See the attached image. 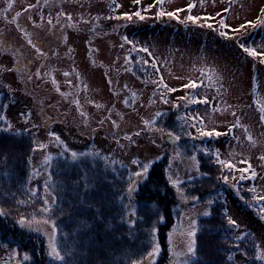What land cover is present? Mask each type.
<instances>
[{
	"label": "rangeland",
	"instance_id": "rangeland-1",
	"mask_svg": "<svg viewBox=\"0 0 264 264\" xmlns=\"http://www.w3.org/2000/svg\"><path fill=\"white\" fill-rule=\"evenodd\" d=\"M153 2L141 0L137 5L133 0H56L51 6H38L24 13L19 18V25L27 32L35 33L31 39L44 53L39 56L28 44V37L16 24L9 23L17 12L37 4V0H0V95L6 94L8 98L5 118L12 130L28 128L34 139V148L40 144L47 145L32 153L28 188L31 190L38 183L42 186L47 183L49 191L45 193L42 190V197L48 199L50 206L55 205L56 199L54 204L51 203L55 198L51 190L58 185L55 178L58 179L60 174L56 169L65 171L64 164L77 171L83 168V178L90 171L98 170L111 180L125 184L122 217L124 221L133 222L135 197L147 175L135 176L134 173L141 168L131 161L135 159L141 164L151 162L152 166L162 160L165 162L167 181L172 191H176L200 178V165L191 157L195 155L192 147L198 149L202 144L214 153L218 152L221 159L235 164L237 169L250 164L257 172L255 181L239 182V186L245 187L246 191L241 189L238 195L237 189L232 187L236 180L231 178L209 200L222 202L225 212L236 221L238 227L231 231L232 236L236 238L250 232L257 252L264 255V219L260 218L259 205L251 198L254 194L248 191L250 186L255 185V195H264V161L259 159L264 155V124L260 122L258 111L260 106H264V65L259 64L258 58L248 57L238 46L239 42H243L264 51V26L242 29L240 33L229 32L234 39L225 40L216 31L200 27L203 20L197 25L180 22L189 14L216 16L224 8H229L227 13H223L226 23L233 28L239 27L261 15L259 10L264 7V0H232L231 3L230 0H206L203 6L199 0H165V11L185 9L189 3L195 5L190 13L181 11L179 20L167 16L157 19V7L144 12L143 9ZM117 4L120 7L117 8ZM137 10H141L146 19L141 21L133 17L132 21H126L111 18ZM60 12L71 15L72 19L59 17L58 24L57 14ZM28 15H31L32 21L26 19ZM49 18L54 27L47 25ZM209 22L219 27L215 21ZM34 24H43L44 27L37 28ZM70 24L75 26L61 27ZM124 37L133 41L137 48H148L151 57L145 52H130L131 45L124 43ZM89 42L95 51H89ZM121 44L124 46L121 47ZM129 55L133 63L126 62L125 57ZM153 58L159 72L151 67L144 69L143 65L135 63L137 59H147L151 64ZM129 68L132 71H127ZM37 71L40 78L36 77ZM65 72L69 76L65 77ZM140 73H145L147 77ZM202 73L207 75L202 77ZM29 75L32 79H28ZM161 77L168 87L178 89L165 93V98L170 101L167 104L160 99L163 89L158 91L157 85L152 83L158 82ZM189 80H203L206 86L197 89V95L207 96L209 105L185 107L184 102L178 99L190 91L182 89ZM173 104L180 106L174 108ZM97 105L103 107L98 108ZM157 112L163 115L157 118ZM166 113L179 120L176 125L178 132L175 133L181 137L179 141L170 140L166 135L168 130L162 123ZM197 114L203 118L205 130L215 128L227 133L237 118L241 126L220 137L192 139L187 133L190 131L193 136L197 133L194 128L184 127L185 123L191 124V120L186 121L184 117ZM101 120L103 125L99 123ZM144 120L155 121V124L145 128ZM141 130L142 135H134ZM50 132L58 135L61 143L49 136ZM126 134L134 142L123 139ZM248 136L252 137V141L247 139ZM71 151L77 152L76 160H72ZM47 156L52 159L45 163ZM243 160L247 164L241 163ZM229 171L238 180L240 173ZM137 180L139 184L135 183ZM172 180L183 183L174 187ZM130 186L136 188L131 195L128 192ZM174 195L177 200L173 211L174 222L160 263L183 264L187 259L191 264L195 255L189 257L186 253L190 221H196L197 230L198 219L208 212L209 200L194 203L192 198H185L180 193L174 192ZM43 221H33L30 227H25L42 238L49 256V246L56 244L57 235H53L52 223L44 224ZM16 251V244L0 239V264H22L14 261ZM173 252H183L184 255L170 259ZM158 257L150 260L146 255L133 264H155ZM49 258L52 264H58L53 257ZM240 260L244 262V258Z\"/></svg>",
	"mask_w": 264,
	"mask_h": 264
},
{
	"label": "trees",
	"instance_id": "trees-1",
	"mask_svg": "<svg viewBox=\"0 0 264 264\" xmlns=\"http://www.w3.org/2000/svg\"><path fill=\"white\" fill-rule=\"evenodd\" d=\"M7 99L6 94L0 95V115L5 116ZM178 121L166 113L163 127L177 133ZM6 126L0 122V127ZM192 148L200 165V178L190 186L186 184L172 191L165 175V162L153 163L135 197L134 220L128 222L122 217L125 184L111 180L98 170L90 171L83 178L85 169L77 171L67 164L63 165L65 171L55 170L60 175L58 179L54 177L58 185L51 191L57 202L51 205L50 212H43L41 183L35 187L40 190L37 197H31L28 188L34 149L32 133L26 127L0 131V209L6 213L0 215V239L17 245L15 262L52 264L42 238L18 223L23 216L31 222L48 220L55 226L57 248L63 257L58 264H133L148 255L153 244H159L161 250L155 264H162V251L168 246V232L177 205L174 192L183 193L186 198L198 197V202L203 203L225 184L222 175H228L229 179L233 176L227 169L222 171L215 155L205 154L203 149L211 153L213 150L202 144L198 149ZM241 189L246 191L239 186ZM213 202L208 208L210 215L198 219L195 257L191 264H264L255 259L258 249L250 232L242 240H236L231 233L235 227L227 224L230 217L222 202ZM160 217L164 218L163 222Z\"/></svg>",
	"mask_w": 264,
	"mask_h": 264
},
{
	"label": "snow or ice",
	"instance_id": "snow-or-ice-1",
	"mask_svg": "<svg viewBox=\"0 0 264 264\" xmlns=\"http://www.w3.org/2000/svg\"><path fill=\"white\" fill-rule=\"evenodd\" d=\"M55 2H56V0H42V5H41V0H37V4L28 5V7L25 8L23 10V12H17L16 15L14 17H12V20L9 21V23L16 24L17 27L19 28V30L24 33V36L28 37V41H27L28 44L31 45L36 50V53L39 56H43L44 53L41 51V49L39 47H37V45L31 39V37L33 35H35V33H29L24 28L20 27L19 18L22 17L24 15V13H28L32 9H34V8H36L38 6H51ZM133 2L135 4H137V5H139L141 3V0H133ZM231 2H232V0H230V3ZM164 3H165V0H154L153 4L149 5L147 8H144L143 11L147 12L152 7H157L159 9L155 13V17L157 19H159L161 17H164V16H167L170 19L179 20V13L181 11H188L190 13L192 8L195 6L193 3H189V4L186 5L185 9H175L173 11H165L164 8H163ZM199 3L201 4V6H203L206 3V0H199ZM9 6H11V5H9ZM116 7L118 8V7H120V5L117 4ZM228 11H229V8H224L222 10V12H218L216 14V16H203V17H201V16H193V15L189 14V15L186 16L185 20H181L180 22L181 23L191 22V24L197 25L199 21L203 20L204 23L199 24L200 27H206L208 29H212L213 31H216L218 33L219 37H221V38H223L225 40H233L234 39L233 36L229 35V32L240 33L242 29H247V28L255 29L257 27L264 26V7L260 8L259 11H260L261 15L255 21H246L244 24H241L239 27H235V28H233L231 25L227 24L226 20H225V17L223 16V13H227ZM59 17H65L68 20L72 19L71 15L66 14L64 12H60V13L57 14V23L58 24L60 23ZM133 17H135L137 20H141V21L146 19V16L142 14L141 10H137V11L131 13V14L123 13V14L116 15V16L111 17V18L112 19H117V20L123 19V20H126V21H132ZM217 17H220V19L217 20ZM26 19H28L29 21H32L31 15H28L26 17ZM209 21H215L219 25V27L218 28L214 27V24L209 22ZM83 22L84 23H88V21H83ZM46 23H47L48 26L54 27L53 21H52L51 18H49L46 21ZM34 26L37 27V28L44 27L43 24H34ZM74 26L75 25H71V24L70 25H61L62 28L74 27ZM105 35H107V33H105ZM123 40H124V43L131 45L130 52H137V53L145 52V53H148L149 56L151 57L152 54L149 52L148 48H146V47L137 48L135 43L133 41L128 40L127 37H124ZM123 46H124V44H121V47H123ZM238 46L244 53L247 54L248 57H251L254 60H256L258 58L259 64L264 65V51H259L257 48L252 47V46H248V45L244 44L243 42H239ZM89 51H95V49H93L91 47L90 42H89ZM125 60L128 63H133L131 55L126 56ZM135 63L143 65L144 69H146L148 67H151L153 69H156L157 72H159V68L157 67V62H156L155 58L152 59L151 64H149V61L147 59H137L135 61ZM127 71H132V69L129 68V69H127ZM206 75H207L206 73H202V77L206 76ZM64 76L65 77L69 76V73L65 72ZM36 77L40 78V72L39 71L36 72ZM28 79H32L31 75H29ZM67 82L69 84H71V81H67ZM111 83H112L111 80H109V86L110 87H111ZM152 83L157 85V90L158 91L160 89H163V91L160 92V99H161V102L165 103V104L170 102L169 100H167L165 98V93H172V92L178 91V89H174V88L168 87L164 83L162 77L160 78V80L158 82L157 81H152ZM205 86L206 85L203 83V80H201L200 82H197L196 80H189L188 83H186V84H184L182 86V89H188L190 91L186 92V94L184 96L178 97V99L180 101L184 102V106L185 107H188V106L194 105V104L209 105L210 101L208 100L207 96L198 97V95H197V89H199L201 87H205ZM85 87H87V86H85ZM125 87H127V86H125ZM132 96H133V103H135V99H134L135 98V93H133ZM152 102L154 103L155 101H152ZM127 103H128V100L126 99L125 100V104H127ZM179 106H180L179 104H173L174 108H177ZM97 107L99 108V107H103V106L102 105H97ZM213 110L214 111H218L219 109H213ZM258 111L260 113V122H261V124H264V106H260ZM81 115H84V113L81 112ZM162 115H163V113H160V112H157L155 114V116L157 118L162 116ZM233 116H235V113H233ZM184 119L186 121L187 120H191V124L189 125V124L185 123L184 127H186V128L187 127L194 128L196 133H197V135H195V136H193L190 131L187 133V135L190 138H192V139H202V138H205V137H208V138L220 137L222 135L230 134L232 132V129L241 126L239 118H237L235 123H233L228 128V132L227 133H222L220 131L215 130V128H213L212 130H205L204 120H203V118L201 116H199V114L194 115V116L186 115L184 117ZM0 122H3V124L7 125L6 127H0V131H10L11 130V125L7 123L6 118H5L4 115H0ZM99 123L101 125H103L104 121L101 120ZM112 123H113L114 126H116V122L115 121H113ZM143 124H144L145 128H147L150 125H154L155 121L144 120ZM157 130L161 131V132L164 131L163 129H157ZM93 131H95V129ZM142 134H143V130L137 131L134 135L135 136H140ZM166 135H167V137L170 140L179 141L180 138H181L179 135L173 133L172 131H168L166 133ZM49 136L54 137L58 144L61 143L59 136L56 135L55 133L50 132ZM123 139H127L130 142H134V141H132V137L130 135H127V134L123 137ZM235 139H239V138L235 137ZM247 139L249 141H252V137L251 136H248ZM117 143H119V141H117ZM46 147H47V145L40 144L38 146V148H34L33 151L42 150V149H44ZM203 150H204L205 154L215 155V162L222 166V171L224 169H227V170L238 171L240 173L238 180L235 177V175L232 176V179L236 180V184H233L232 187L237 189V194L238 195H239V182L240 181H244V180H253V181H255L257 179V172L252 169V166L250 164H247L246 160L241 161V163L247 164V167H242V168H238L237 169L235 164H233L232 162L221 159L218 152L211 153L208 149H203ZM65 152L66 153L68 152V149L66 147H65ZM77 155L78 154L75 151H71L70 152V156H71L72 160H76ZM81 155H91V153H82ZM51 159H52L51 156L45 157V163L50 162ZM259 159L261 161H264V155L260 156ZM191 160L193 162H196L197 157L195 155H193L191 157ZM131 163L134 164V165H139V167L141 168V171H138V172L134 173L135 176H137V177H145L149 173L151 162L141 164L138 160L133 159L131 161ZM262 166H264V165H262ZM49 178H51V177H49ZM221 179L224 181L225 184L229 183V176L228 175H222ZM170 180H171V177H170ZM135 183L139 184V180H137ZM182 183H183V181H180V180H172V184H173L174 187H176L178 185H181ZM42 187H43V190H44L45 193H47L49 191V186H48L47 183H45ZM86 190H87V188H86ZM39 191L40 190L38 188L33 187L31 189V191H30V196L31 197H37L39 195ZM135 191H136V188L133 187V186H130L129 189H128V192H129L130 195L132 193H134ZM248 191L250 193L254 194L251 198H252L253 201L256 202L257 205H259L258 211L260 213V218L264 219V205H261V202H264V195H255V193L257 192V188H256L255 185L250 186L248 188ZM181 195H184V194L181 193ZM240 198L244 199L243 196H241ZM42 199H43V206H42L43 212H45V213L50 212L51 211V206L49 204L48 199L47 198H42ZM198 199H199L198 197H192V201L194 203L196 201H198ZM51 203L52 204L55 203V198H53ZM213 203L214 202L212 200L208 201L209 205H211ZM249 206L251 207V205H249ZM0 215H6V213L2 209H0ZM204 215L208 216V215H210V213L209 212H205ZM160 220H161V222H163L164 218L160 217ZM18 223L22 227H25V226H29L30 227V225H31V221L26 220L25 217H23V216L20 218ZM43 223L47 224L48 220L43 221ZM227 224L229 226H232V227H238L236 221L231 219V218L227 219ZM52 232H53V235L56 234L55 226H53ZM152 232H153V235H155L156 229L153 228ZM195 235H196V221L195 220H191L190 221V229H189V231L187 233V236L189 238V242H188V244L186 246V253H187V255L189 257H193L195 255V240H194ZM243 238H244L243 236H238V237H236V240H242ZM49 247H50V252H49V256L50 257H53L57 261L63 259L61 253L57 250V247H56L55 243H52ZM236 247L238 248L239 246L236 245ZM159 253H160L159 244H153L152 247H151V251L148 253V258L150 260H152L154 257H157L159 255ZM183 255H184L183 252H173L170 255V259L173 256H183ZM24 259L27 260L28 257L25 256ZM228 259L229 260L231 259V255L228 256ZM255 259L257 261H264V255H261L259 252H257V254L255 256ZM183 264H188L187 259L184 260Z\"/></svg>",
	"mask_w": 264,
	"mask_h": 264
}]
</instances>
